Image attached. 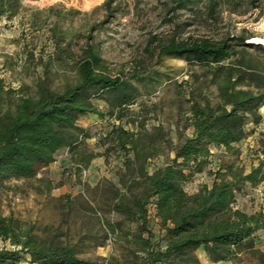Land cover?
<instances>
[{
    "label": "trees",
    "instance_id": "obj_1",
    "mask_svg": "<svg viewBox=\"0 0 264 264\" xmlns=\"http://www.w3.org/2000/svg\"><path fill=\"white\" fill-rule=\"evenodd\" d=\"M174 1L180 5L187 0ZM120 4L104 0L96 8L103 12L101 19L93 21L88 18L96 9L63 7L51 23L53 6L34 11L31 25L48 26L51 49L42 47L37 56L30 50L25 62L40 67L41 74L33 85L18 87L0 77V184L36 180L48 190L51 181L38 174L63 148L69 152L72 174L82 184L81 192L60 197L58 208L66 213L64 233H49L0 212V240L11 245L0 249V264H201L194 253L198 248L212 262H232L247 252L264 264V250L254 242L255 234L264 232V210L248 213L235 205L245 185L264 182V145L248 171L234 161L222 162L210 185L203 183L193 193L182 185L210 165L211 146L234 154L233 144L247 135L245 125L261 122L264 47L236 34L217 40L170 38L157 46L156 60L205 64L216 91L214 102L208 97L198 100L190 92L174 143L162 124L146 126L147 112L130 109L140 90L156 84L159 78L152 79V74L157 72H146L141 60L112 72L94 41L95 33L121 11ZM22 10L21 0H0V22ZM76 15L82 23L78 28L73 25ZM96 99L108 108L101 110ZM88 114L119 121L100 139L103 152L87 146L91 133L78 124ZM110 152L121 155L115 180L81 182V172L91 161L101 155L107 159ZM158 157L164 158L162 165L148 169ZM151 213L158 235L150 224ZM106 246L107 255L96 253Z\"/></svg>",
    "mask_w": 264,
    "mask_h": 264
},
{
    "label": "rangeland",
    "instance_id": "obj_2",
    "mask_svg": "<svg viewBox=\"0 0 264 264\" xmlns=\"http://www.w3.org/2000/svg\"><path fill=\"white\" fill-rule=\"evenodd\" d=\"M103 1L21 0L23 10L12 19L0 22V77L6 84L18 87L20 84L33 85L41 74L40 67L25 62L28 51L33 50L37 56L42 47L51 49L47 42L48 26L37 29L31 25L34 11L53 6V13L48 19V23H51L56 11H64L63 7L90 12ZM120 7L121 11L95 33L94 41L99 45L112 72L127 70L140 60L146 72H157L152 74V79L159 78L156 84L149 86L148 90H140L139 98L130 109L141 112V115L147 112L146 126L150 128L162 124L169 130L174 143L178 138L177 123L184 122L183 112L189 104L190 92H195L198 100L208 97L214 102L216 91L208 82L205 64H187L176 58L156 60L157 46L170 38L217 40L236 34L249 37L247 42H259L264 47V0H187L180 5L174 0H121ZM102 13L96 9L88 21L101 19ZM79 18L80 15L75 16V28L82 24ZM254 37L261 41H255ZM95 103L101 110L108 108L102 99H96ZM143 105L146 109L142 110ZM261 112V122L247 123L246 137L233 144L236 153L226 151L223 147L211 146L210 165L182 184L185 191L193 193L203 183L210 185L213 171L222 162L234 161L245 171L256 163V151L264 145V107ZM118 123L114 118H100L95 114H88L78 120V124L88 128L91 133V137L86 140L87 146L99 152H103L100 139L111 130L113 124ZM125 127L130 128V125L125 124ZM189 132L186 130L184 134ZM120 158L119 152H110L107 159L103 155L94 158L89 167L81 172V182L95 185L101 177L115 178L114 171L120 164ZM163 160V157H158L150 161L148 169L162 165ZM72 173L69 152L63 148L56 153L55 161L38 174V177L43 176L51 181L48 190L36 180H10L0 184V212L33 224L37 229H47L49 233L66 232V213L58 208L60 197L66 193L77 194L82 191V184ZM32 184L40 186L42 191H34ZM263 197L264 182L256 187L245 185L237 193L235 205L248 213L260 208L264 210ZM150 224L153 232L158 235V224L153 213ZM254 242L257 248L264 250L263 231L255 234ZM3 247L10 249L11 245L0 240V249ZM108 252V246L96 250L99 255H107ZM194 253L201 264H257L247 252L232 262H212L200 248ZM21 263L31 264L28 261Z\"/></svg>",
    "mask_w": 264,
    "mask_h": 264
},
{
    "label": "crops",
    "instance_id": "obj_3",
    "mask_svg": "<svg viewBox=\"0 0 264 264\" xmlns=\"http://www.w3.org/2000/svg\"><path fill=\"white\" fill-rule=\"evenodd\" d=\"M264 107V105L262 106V107H260V109H259V112L261 113V115H262V112H261V109ZM113 180H115V178H112ZM155 220H156V218H155ZM199 249V248H198ZM202 251H204L202 248H200ZM16 264H22L21 262L20 263H16Z\"/></svg>",
    "mask_w": 264,
    "mask_h": 264
},
{
    "label": "bare ground",
    "instance_id": "obj_4",
    "mask_svg": "<svg viewBox=\"0 0 264 264\" xmlns=\"http://www.w3.org/2000/svg\"><path fill=\"white\" fill-rule=\"evenodd\" d=\"M254 39H255V41H261V39H259V38L254 37ZM262 42H264V41L262 40Z\"/></svg>",
    "mask_w": 264,
    "mask_h": 264
}]
</instances>
